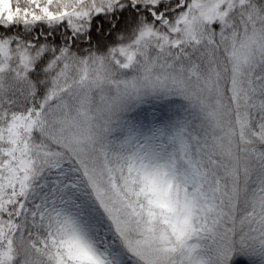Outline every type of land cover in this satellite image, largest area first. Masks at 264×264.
Masks as SVG:
<instances>
[{
    "label": "snow or ice",
    "instance_id": "obj_1",
    "mask_svg": "<svg viewBox=\"0 0 264 264\" xmlns=\"http://www.w3.org/2000/svg\"><path fill=\"white\" fill-rule=\"evenodd\" d=\"M0 264H264V0H0Z\"/></svg>",
    "mask_w": 264,
    "mask_h": 264
}]
</instances>
